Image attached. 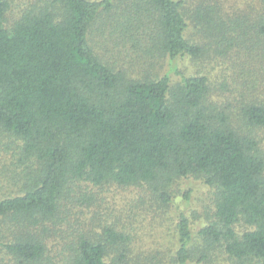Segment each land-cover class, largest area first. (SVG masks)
<instances>
[{
	"label": "trees",
	"instance_id": "1",
	"mask_svg": "<svg viewBox=\"0 0 264 264\" xmlns=\"http://www.w3.org/2000/svg\"><path fill=\"white\" fill-rule=\"evenodd\" d=\"M12 5L0 0V143L17 145L20 165L6 176L16 193L0 190V264H264V73L245 92L236 74L234 100L219 107L210 72L178 71L172 84L169 73L135 78L115 58L130 41L171 60L212 56L223 68L217 74L235 82L233 63L221 61L235 45L264 68V0ZM132 10L151 14L154 27L139 30ZM192 18L198 42L188 36ZM188 178L209 189L206 220L194 228L201 214L178 212L170 262L148 261L143 242L129 244L122 213L137 216L129 205L138 199V209L156 212L151 195L168 206L172 184ZM79 186L98 209L75 213L70 225L80 216L83 226L65 228L63 211ZM122 188L139 191L120 197ZM50 236L64 238L58 250L49 252Z\"/></svg>",
	"mask_w": 264,
	"mask_h": 264
},
{
	"label": "rangeland",
	"instance_id": "2",
	"mask_svg": "<svg viewBox=\"0 0 264 264\" xmlns=\"http://www.w3.org/2000/svg\"><path fill=\"white\" fill-rule=\"evenodd\" d=\"M32 1L33 0H11V3L13 4L12 11L14 12L16 10H19V5H21L22 7L28 6ZM195 3H197V1H195ZM229 3L230 2H228V4ZM194 5H192L191 8L194 9ZM229 7L230 6L228 5L227 9H229ZM131 13L132 17H134L132 24L136 26L139 25L141 28L139 30L144 32V30H150L151 27H154L153 23L155 22V20L153 19L154 17H152L151 14H147L145 12H133V10L131 11ZM143 22H146V25L144 26L146 29L142 28ZM194 22H197L196 20L194 21V18L189 20L190 31L188 33V36L191 34V38L193 39V41L198 42L201 38L199 32L195 34L197 29ZM135 37H139L140 39V37L143 38L144 35L137 32V34H135L133 38ZM124 41L130 40L123 39V42ZM96 44L99 51L104 50L106 52H110L109 50H111L110 48L106 49L103 42L97 41ZM114 44L115 43L110 45L113 46V49L116 48V44L115 46ZM124 44L125 43L119 45V48L121 47V50H119L121 51V56L119 55V52H116L117 54L115 58L118 61L120 60V62L125 64L126 66H129L130 64L131 74L135 78H142L146 74L150 73H153V75H156L157 73L158 76H162L165 73H169L173 84L177 83L181 79V75L178 71L192 74H198V72H210L212 76L211 79L216 83V85H214L216 90L211 92V101L218 104L219 107H227V104H229L233 99L232 93H234L236 87L233 89L232 87H234L236 84V74L240 75L241 79L238 80V83L242 90H244L245 92L247 90H253L260 86L261 76H263L262 72L264 73V68L260 69V65H258L256 61L245 59L243 54L239 55V45H235L233 49L229 51L228 54L225 55L224 53L225 56L222 55L221 61L224 65H227V63L230 61L234 65V68H232V70H234V75L232 78L235 79V82H229L228 80H224V77H222V75L217 74H221L223 68L218 67V59L212 56L208 58L204 57L198 59H192L189 56H179L177 59L171 60L167 54L159 51L155 53V49H152L150 47L146 49L147 52L144 54L138 48L131 46V41L126 47H124ZM150 52L156 55V60L154 58L152 59L153 54ZM126 53L128 55H126ZM216 57L218 58V55H216ZM232 112L236 116L237 120H243L242 115H240L239 108L237 106L232 110ZM256 133L258 134V137H261L260 130H256ZM261 134L263 135V138L261 137V140L263 142L262 145L264 146V132ZM18 159L19 148H17L16 144L9 142V139L6 140V143H0V190H4L7 193H16L15 190H11L14 188V186L10 184V181L14 178L8 179V177L6 176H11L12 170H17L19 168L18 166L20 165V162ZM79 187L80 188H77L71 193V195L76 196V199L69 201L65 208V211H63L67 212L68 215L66 216L67 222H64L65 228H68V226H73L76 221L79 222L78 227L83 226L84 222L80 218V216L77 218L78 220H74L73 225H70L69 222V218H76L78 212H80L82 209H84L88 214H90L91 211L98 209V201L94 202L90 199V197H86L85 200L84 197H80L82 196V187ZM137 189L138 188H127L123 190L122 188L118 190V193L120 197L125 196V194L129 196L132 193L136 195V192L139 191ZM170 191V194L172 195V200L171 203L166 207H164L162 203L160 204L159 201L154 199L151 195V198L154 201L149 200V209L152 205L155 208L160 206V208H157L156 212L153 210L144 211L138 209L136 206H142V202L138 199V201L135 200L133 203H131V205H129L130 208L133 207V210H135H129V212L131 214L136 213L137 216L134 215L131 218H128L125 212L122 213L124 219L130 220L128 221L129 223L127 224L126 228V232H128L130 235L128 241L129 244H132L134 247V245L136 244H139L140 246L141 242H143L144 245L141 247V249L144 251V253L142 255L145 259L147 258L148 261L155 257L161 259L164 262H170V257L174 250H171V247H169V239L172 237V235H176V222L178 220V212L185 211L188 216L192 219V217L194 218L193 210H197L201 214L202 218L194 224V228L198 227L201 221L206 220L205 213L207 211V205L211 203L209 196L210 192L207 186L203 185L200 180H196L194 178L177 180L172 184ZM186 192L189 193L188 197L184 195ZM131 198L135 197H129L128 202H130L129 199ZM164 208L165 211L163 212ZM70 229H72V227H70ZM137 235L139 236V238H137ZM50 239L51 241L47 243V247L49 252H52L53 249H59L56 243H62V240L64 238L50 236ZM160 248L165 249V253H158L157 249L159 250ZM134 251L136 252V250ZM47 257H50V255ZM41 264L46 263L41 262ZM188 264L198 263L189 262Z\"/></svg>",
	"mask_w": 264,
	"mask_h": 264
}]
</instances>
